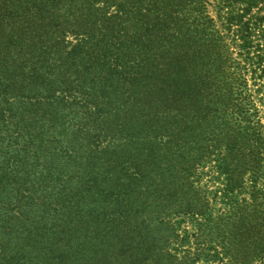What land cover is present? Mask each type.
Masks as SVG:
<instances>
[{
    "label": "trees",
    "instance_id": "trees-1",
    "mask_svg": "<svg viewBox=\"0 0 264 264\" xmlns=\"http://www.w3.org/2000/svg\"><path fill=\"white\" fill-rule=\"evenodd\" d=\"M50 13L0 15L3 252L31 257L36 236L43 242L58 222L77 218L84 225L102 215L122 232V218L105 207L124 215L145 204L154 191L143 192L140 178L151 186L158 177L160 162L145 155H156L150 139L158 134L143 126L138 89L156 78L175 94L178 112L197 113V129L180 138L181 154L193 150L214 164L226 201L249 193L229 205L221 251L206 264H264V0H63ZM70 35L83 38L71 45ZM34 106L46 117L34 119ZM101 125L142 136L133 175L91 174L115 138ZM84 207L92 209L86 217ZM135 212L138 219L144 209Z\"/></svg>",
    "mask_w": 264,
    "mask_h": 264
},
{
    "label": "rangeland",
    "instance_id": "rangeland-1",
    "mask_svg": "<svg viewBox=\"0 0 264 264\" xmlns=\"http://www.w3.org/2000/svg\"><path fill=\"white\" fill-rule=\"evenodd\" d=\"M62 2L0 0V15L10 11L23 12L28 16L38 12L40 15L44 10L51 15L50 12H54ZM82 38L70 35L66 41L75 45ZM141 86L138 89L143 95V126L158 134L157 138L150 139L155 143L153 147H157L156 155L151 150L145 155L148 160L159 161L160 166L154 172L158 177L149 182L153 183L151 186L142 177L140 185L143 192L154 191L153 194L145 204L138 202L125 209L124 215L114 212L111 205L105 207L108 213H114L113 217L122 218L124 227H120L121 233L117 231V221L106 220L99 215L97 207L101 203H96L91 205L92 209L97 208L91 214L99 216L91 220L87 217L84 225L80 224L83 220L78 218L72 222L60 221L56 233L43 242L39 240L41 237L36 236L31 241V257L12 258L10 249L3 252L0 246V264H206L214 251H221L222 235L226 232L225 228L219 229L233 217L230 208L247 200L249 193L242 191L233 197L228 196L232 202L226 201L223 198V177L213 169L214 164L199 158V153L193 150L187 156L180 151L181 136L186 137L197 129V113L188 109L185 113L178 112L172 102L177 99L175 94L166 92L159 79H149ZM187 95L191 96L189 92ZM105 107L109 109L108 104ZM43 109L35 106L31 109L34 119L46 117ZM128 118L129 113L121 115V122L126 123ZM32 123L36 124L35 121ZM100 127L107 130L100 133H112L115 138L109 143L110 155H104L106 162L96 159L91 174L110 179H125L133 175L136 171L132 165L134 150L142 142V136L137 133L131 136L127 130L114 126ZM160 132L165 137H161ZM146 141L144 144H147ZM20 142L23 143L22 140ZM158 153L160 156H157ZM198 163L201 164L199 167L196 166ZM142 166L146 164L142 163ZM123 185L128 187L125 183ZM123 187L112 186L111 190L122 193L127 189ZM92 209L84 207L82 214L86 217L87 211ZM135 209H144L138 219ZM210 225H216L217 229H212ZM212 231L220 232L215 235ZM213 261L214 264H222L220 258Z\"/></svg>",
    "mask_w": 264,
    "mask_h": 264
}]
</instances>
